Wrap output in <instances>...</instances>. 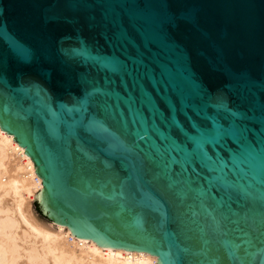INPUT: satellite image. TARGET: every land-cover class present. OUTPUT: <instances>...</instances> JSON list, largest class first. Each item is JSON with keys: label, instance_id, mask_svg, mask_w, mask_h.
Wrapping results in <instances>:
<instances>
[{"label": "water", "instance_id": "water-1", "mask_svg": "<svg viewBox=\"0 0 264 264\" xmlns=\"http://www.w3.org/2000/svg\"><path fill=\"white\" fill-rule=\"evenodd\" d=\"M0 127L72 235L264 264V0H0Z\"/></svg>", "mask_w": 264, "mask_h": 264}, {"label": "bare ground", "instance_id": "bare-ground-1", "mask_svg": "<svg viewBox=\"0 0 264 264\" xmlns=\"http://www.w3.org/2000/svg\"><path fill=\"white\" fill-rule=\"evenodd\" d=\"M13 138L0 127V264H155L149 252L99 246L63 224L39 221L31 201L42 179Z\"/></svg>", "mask_w": 264, "mask_h": 264}, {"label": "rangeland", "instance_id": "rangeland-1", "mask_svg": "<svg viewBox=\"0 0 264 264\" xmlns=\"http://www.w3.org/2000/svg\"><path fill=\"white\" fill-rule=\"evenodd\" d=\"M33 200H34V198H33ZM33 200L31 201V207H32V210H33L35 216L37 217V219H38L39 221H41V222H44V223H50V222L53 223V221H51V220L47 217V215H45V214L42 213V210H40V209H39L40 211L37 210L36 206H35L34 203H33Z\"/></svg>", "mask_w": 264, "mask_h": 264}, {"label": "trees", "instance_id": "trees-1", "mask_svg": "<svg viewBox=\"0 0 264 264\" xmlns=\"http://www.w3.org/2000/svg\"><path fill=\"white\" fill-rule=\"evenodd\" d=\"M36 208H37L38 211H40L37 206H36Z\"/></svg>", "mask_w": 264, "mask_h": 264}]
</instances>
